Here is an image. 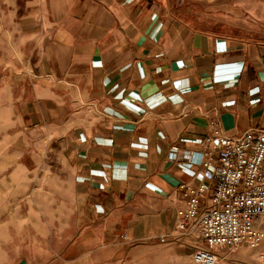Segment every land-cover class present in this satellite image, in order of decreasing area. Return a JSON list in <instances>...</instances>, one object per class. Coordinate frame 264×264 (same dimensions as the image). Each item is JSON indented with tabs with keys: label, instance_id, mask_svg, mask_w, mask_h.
Wrapping results in <instances>:
<instances>
[{
	"label": "crops",
	"instance_id": "obj_1",
	"mask_svg": "<svg viewBox=\"0 0 264 264\" xmlns=\"http://www.w3.org/2000/svg\"><path fill=\"white\" fill-rule=\"evenodd\" d=\"M236 4L264 25V0ZM202 11L188 0H0V29L23 51V85L2 108L0 193L43 185L27 202L56 257L110 264L175 240L179 186L205 185L199 206L210 205L221 144L206 143L209 122L229 138L264 130V31Z\"/></svg>",
	"mask_w": 264,
	"mask_h": 264
},
{
	"label": "rangeland",
	"instance_id": "obj_2",
	"mask_svg": "<svg viewBox=\"0 0 264 264\" xmlns=\"http://www.w3.org/2000/svg\"><path fill=\"white\" fill-rule=\"evenodd\" d=\"M188 1L197 2L202 12L209 17L230 21V18L236 16L238 26L264 31V25L258 24L241 6H237V0ZM21 48L17 37L10 40L0 29V142L8 132L5 130V123L1 121L4 118L2 108L9 95L12 93L17 96L23 85ZM9 134L12 135L11 132ZM38 146L34 148V152L41 158L43 146ZM48 155L51 156L50 162L56 164L57 155L51 152ZM40 188L43 185H34L29 195L16 199L7 196L5 192L0 193V264H94L86 259L64 261L54 254L57 248L54 243H43V214H39L36 203L27 202L32 191ZM175 237V240L168 242L149 241L135 244L123 259L110 264H194V251L203 247L197 234H190L188 238L176 234ZM218 254V264H264V245L259 250L240 248L232 252L219 249Z\"/></svg>",
	"mask_w": 264,
	"mask_h": 264
},
{
	"label": "built area",
	"instance_id": "obj_3",
	"mask_svg": "<svg viewBox=\"0 0 264 264\" xmlns=\"http://www.w3.org/2000/svg\"><path fill=\"white\" fill-rule=\"evenodd\" d=\"M213 141L221 144V150L210 205L199 206L205 185L179 186L186 207L177 212L175 233L170 234L183 238L197 234L203 247L194 251V264H218L219 249L259 250L264 245V130L253 128L229 138L211 121L206 143Z\"/></svg>",
	"mask_w": 264,
	"mask_h": 264
}]
</instances>
